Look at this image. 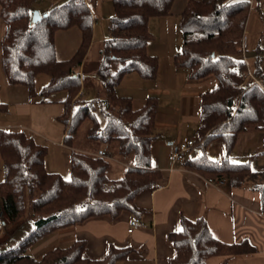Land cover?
<instances>
[{
  "label": "trees",
  "instance_id": "trees-1",
  "mask_svg": "<svg viewBox=\"0 0 264 264\" xmlns=\"http://www.w3.org/2000/svg\"><path fill=\"white\" fill-rule=\"evenodd\" d=\"M36 3L38 0H0V19L5 25L0 43L1 68L8 84L26 87L33 101L39 97L42 103L66 94L58 120L63 125L64 144L72 149L70 178L47 170L46 146L24 132L0 128V158L5 173L0 183V234L6 222L23 220L27 197L35 226L17 247L0 252V264H117L128 260L135 249L110 243L105 257L93 259L86 255V241L78 240L65 248L51 249L41 258L27 251L43 238L92 219L116 222L129 213L141 220L146 209L137 205L138 197L167 183V177L151 167L158 98L148 97L135 108L134 99L120 95L118 88L129 74L147 81L157 78L159 58L148 52L154 39L150 21L170 16L175 0H112L110 37L100 51L97 70L103 95L90 103L80 96L83 85L79 75L94 42L96 20L90 6L85 0H68L50 8L42 14L46 17L33 24ZM250 3L188 0L179 22L182 47L173 65L186 70L191 81L214 76L218 82L199 96V127L191 148L200 149L202 154L182 161L184 168L208 181H225L234 188L249 186L259 191L264 215V169L252 168L255 161L264 159V70L258 59L251 71L243 46L248 39ZM72 28L80 30V45L70 59L59 60L56 36ZM258 54L264 55V49ZM116 63L122 64L117 71ZM250 72L255 81L249 80ZM40 74L50 80L37 90ZM6 110L7 105L0 102V111ZM87 121L91 123L87 138L108 144L104 147L106 157L75 148V138ZM250 131L263 134L259 150L247 162L232 160L240 135ZM218 139L223 140L230 157L221 165L205 154ZM114 155L119 157L116 161L127 164L118 179L110 177ZM168 237L174 248L169 264H207L210 258L220 256L226 257L220 264H227V258L258 251L249 239L232 244L218 240L205 218H182L180 229Z\"/></svg>",
  "mask_w": 264,
  "mask_h": 264
},
{
  "label": "crops",
  "instance_id": "crops-1",
  "mask_svg": "<svg viewBox=\"0 0 264 264\" xmlns=\"http://www.w3.org/2000/svg\"><path fill=\"white\" fill-rule=\"evenodd\" d=\"M66 1L68 0L42 2L57 6L56 4ZM96 1L85 0L95 20L97 18ZM262 2L260 1V4H263L260 7H264ZM48 10L40 12L43 14ZM163 18L169 19V16ZM170 23L173 22L170 21ZM159 24H163L162 21H159ZM95 29L96 25L94 31ZM67 34H72V39L67 37ZM80 42L81 33L78 28L59 32L56 36L58 59H70ZM152 48L148 45V52L159 58L157 78L147 81L138 75L139 79L132 77V74L126 75L118 88V93L132 97L135 104L139 101L138 105H142L148 97L158 98L159 109L155 123L156 138L152 142L151 167L153 170L161 171L167 177V183L153 193H142L138 197L137 205L146 211L141 216L143 226L136 228L131 234L128 233V228L134 216L126 213L116 222L108 218L89 220L73 228L60 230L48 236L47 240L61 248L68 247L75 241L84 240L87 243L86 255L93 259L105 257L110 243L130 246L135 251L128 260L117 264H169V259L174 256L169 234L180 229L181 220L184 217L190 220L205 218L214 237L218 240L232 244L249 239L258 248L254 254L227 258V264H264V215L261 212L260 192L249 186L234 188L227 183L220 187L213 186L206 178L186 170L182 162L174 164L170 159L173 145L189 140L196 141L200 120L199 96L215 88L218 84L217 80L191 81L186 70L173 65V58L179 52L177 54L170 52L164 56L156 50L152 51ZM165 58L167 59L163 60ZM2 74L0 102L7 105V110L0 111L3 114L0 115V128L12 132H24L37 144L47 148L48 144L52 143L66 147L68 152V156H65L66 172L70 178L72 149L64 144L65 133L63 125L58 120L64 111L62 105L64 99L58 101L52 97L42 103L39 99L33 101L26 87L9 85L3 71ZM128 80L133 84L128 83ZM82 94L84 97L83 92ZM262 137V133L252 131L240 135L235 152L231 156L232 160L245 162L242 159H248L258 151ZM209 147L205 150L209 160L223 161L230 158L223 140L218 139L213 147ZM75 148L95 155L99 151H105L102 146ZM201 154L200 149L190 148L185 159L197 158ZM116 164L117 166L112 170L113 173L124 175L127 164L123 160H117ZM259 169L264 167L257 170ZM47 170L60 173L48 168ZM3 232L2 230L1 233ZM37 251H41L40 248ZM225 260L226 257H213L207 261V264H220Z\"/></svg>",
  "mask_w": 264,
  "mask_h": 264
},
{
  "label": "rangeland",
  "instance_id": "rangeland-1",
  "mask_svg": "<svg viewBox=\"0 0 264 264\" xmlns=\"http://www.w3.org/2000/svg\"><path fill=\"white\" fill-rule=\"evenodd\" d=\"M42 1H49L51 0H38V3L35 5V11H45L50 9L52 6L55 5H48ZM188 0H175L174 6L172 8V14L169 16V19L165 18H154L152 20V30L151 33L154 36V39L150 41L149 46L151 45L152 51L156 50L160 52V55L166 56V54L172 52L181 51L182 47V32L179 26L180 22V15L183 11L185 5L187 4ZM260 1L264 0H255L251 1L250 3V16L247 23V30H248V39L244 40L243 46L245 47L244 53L246 56V61L248 66L250 67L251 71H253L256 67V62L258 59L262 61V68L264 70V55H259L258 50L264 49V7H260L263 4H260ZM262 2V3H263ZM60 5L64 3H59ZM59 4H56L59 6ZM96 29L94 33V42L93 46L89 51L88 57L85 60L82 68L79 70L80 76L82 78V85L84 93V97L82 92L80 96L83 97L87 102H96L102 95V81L97 77V70L100 66V51H102L104 47V42L109 39L110 37V26H111V19L114 16L112 0H97L96 4ZM159 21H162L164 24H159ZM172 21L173 23H170ZM167 23V26H166ZM4 34V24L0 19V43L1 38ZM67 37H73L72 34H67ZM72 39V38H71ZM150 51V52H152ZM167 58L163 59L166 60ZM162 60V59H161ZM122 67V64L116 63L114 65V69L117 71ZM185 71V70H184ZM188 75V74H187ZM3 74L1 71V57H0V84L2 80ZM132 77L139 79L137 74H132ZM133 80V78H131ZM214 80V76H210L205 80ZM50 80V77L46 74H40L36 78V88L40 90L43 86H45ZM249 80L255 81L254 73L250 72ZM128 83L130 80H128ZM263 83V82H262ZM261 83V84H262ZM264 84V83H263ZM124 94V93H123ZM122 95V94H121ZM126 95V94H125ZM58 101L63 100L66 98L65 93H60L54 96ZM39 99V97L37 98ZM35 99L34 101H36ZM82 99V98H81ZM139 101H136L135 108H139L141 105H138ZM199 106V104H198ZM199 109V107H198ZM0 115H3L0 113ZM91 127V123L89 121L85 122L79 130L78 135L75 138V147H84V148H91V147H109L108 144H105L101 141L89 140L87 138L88 130ZM197 138V136H196ZM63 142V141H62ZM214 143L210 145L213 147ZM209 147V148H210ZM259 150V149H258ZM68 156L67 148L59 146L57 143L48 144V154H47V168L52 171H57L63 174L66 179H69V175L66 172L67 169V161L65 156ZM115 156V155H114ZM113 158L117 159L119 157L115 156ZM216 162V159H211ZM245 162L248 159H242ZM117 161H111L112 167H116ZM264 167V161H255L252 164L253 170H257L258 168ZM123 175H118V173L110 172V177L112 179L121 178ZM5 179L4 173V166L3 161L0 158V183ZM1 215V214H0ZM3 217V216H2ZM35 229L34 226V217L31 212V204L30 199L27 197L25 200V216L23 220L19 223H10L6 222L5 225H2L3 233L0 234V252L3 250H7L10 248L17 247L21 242H23ZM47 238H43L40 240L35 246L27 251V254L34 257V258H41V256L51 250L56 248V245H53ZM40 248L41 251H37ZM36 249V251H35Z\"/></svg>",
  "mask_w": 264,
  "mask_h": 264
},
{
  "label": "built area",
  "instance_id": "built-area-1",
  "mask_svg": "<svg viewBox=\"0 0 264 264\" xmlns=\"http://www.w3.org/2000/svg\"><path fill=\"white\" fill-rule=\"evenodd\" d=\"M252 1V0H251ZM255 1V0H253ZM260 83V82H257ZM194 141H186L184 143H177L173 145L171 150V162L172 163H179L185 160L186 153L190 150V148L193 146ZM98 156L106 157V153L104 151H99ZM218 164H222V161H218ZM210 183L214 186H221L225 184V181H210ZM3 222V217L0 215V224ZM143 226V223L140 219L134 218L129 223L128 233L131 234L134 232V230L138 227Z\"/></svg>",
  "mask_w": 264,
  "mask_h": 264
},
{
  "label": "water",
  "instance_id": "water-1",
  "mask_svg": "<svg viewBox=\"0 0 264 264\" xmlns=\"http://www.w3.org/2000/svg\"><path fill=\"white\" fill-rule=\"evenodd\" d=\"M46 16L47 15H42L40 11H35L34 14H33V18H32L33 24H37L38 22H40Z\"/></svg>",
  "mask_w": 264,
  "mask_h": 264
}]
</instances>
